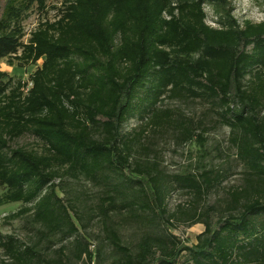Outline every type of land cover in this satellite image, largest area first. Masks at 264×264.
I'll use <instances>...</instances> for the list:
<instances>
[{
	"label": "trees",
	"instance_id": "16d2710c",
	"mask_svg": "<svg viewBox=\"0 0 264 264\" xmlns=\"http://www.w3.org/2000/svg\"><path fill=\"white\" fill-rule=\"evenodd\" d=\"M47 1L0 0V62L42 61L30 88L0 72V207L22 204L11 218L36 230L29 244L0 233V264H264V21L241 25L230 0H65L25 43L27 13ZM166 99L206 105L243 167L242 183L205 210L230 176L204 164L205 123L172 117ZM135 116L143 125L125 131ZM151 127L199 142V169L167 175L143 140ZM25 135L41 149L11 147ZM81 182L98 189L94 205ZM178 190L193 203L171 213ZM96 219L92 251L81 229ZM180 224L205 230L188 245L172 232ZM125 225L143 230L134 250Z\"/></svg>",
	"mask_w": 264,
	"mask_h": 264
},
{
	"label": "rangeland",
	"instance_id": "374dc122",
	"mask_svg": "<svg viewBox=\"0 0 264 264\" xmlns=\"http://www.w3.org/2000/svg\"><path fill=\"white\" fill-rule=\"evenodd\" d=\"M65 0H48L47 8L41 12L34 7L30 10L22 26L26 34L24 41L28 42L30 35L39 25L46 20L54 22L58 18V10L63 7ZM233 8L234 17L243 25L246 21L260 23L264 21V0H230ZM208 18L207 22L213 27H218L217 19L211 8L205 7ZM18 54V56H20ZM42 65V61L37 65H21V61L15 56L6 58L0 62V72L7 74V79L11 78L15 82L22 81L29 83L28 88L32 86L30 78L38 67ZM163 111H170L171 116L177 118V115H184L196 121L202 120L207 130L204 135L206 138V158L204 164L215 166L222 172H227L229 179L220 189L211 192L205 196L201 202V206L205 210L207 207L216 205L226 197V192L233 186L242 183L243 167L236 158V150L229 143L230 130L228 127L221 126L214 120L213 113L207 110V106L199 101H180L166 99L159 105ZM138 115V114H137ZM143 125L138 116L133 117L125 126V131H130L135 127ZM143 140L149 148L151 159L157 160L167 175H178L187 171H197L200 167V157L203 147L196 140L192 143L177 144L172 133V129L167 128H149ZM11 147H25L27 149H41V142L32 135H25L22 138L13 141ZM145 156V153L142 152ZM79 191V195L88 201L89 204L96 203L98 189L91 184L81 182L73 186ZM4 192L0 189V197ZM63 196L62 193H59ZM193 203V197L183 191H174L168 199L169 212H175L180 207L189 209ZM22 204H6L0 207V233L4 235H12L30 243V239L35 235V227L31 224L30 217L22 216L16 219L11 218L12 214L22 209ZM212 223L217 222L218 213L210 214ZM77 223V222H76ZM176 230L172 232L177 235L185 244L193 245L197 242L198 236L205 230L203 224H180L176 225ZM82 235L91 243V250L98 248L97 236L101 235V226L99 220L92 222L87 230L81 229ZM143 230L135 225H125L121 228L124 243L134 250L136 242L140 239ZM57 246L55 249H57ZM2 251H0V261L4 259ZM95 261V260H94ZM81 264V263H80ZM91 264H99L92 262ZM110 264V262L106 263Z\"/></svg>",
	"mask_w": 264,
	"mask_h": 264
}]
</instances>
